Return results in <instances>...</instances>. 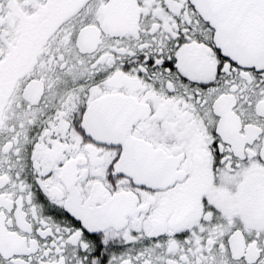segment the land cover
<instances>
[{"label": "snow or ice", "instance_id": "1", "mask_svg": "<svg viewBox=\"0 0 264 264\" xmlns=\"http://www.w3.org/2000/svg\"><path fill=\"white\" fill-rule=\"evenodd\" d=\"M0 264H264V0H0Z\"/></svg>", "mask_w": 264, "mask_h": 264}]
</instances>
